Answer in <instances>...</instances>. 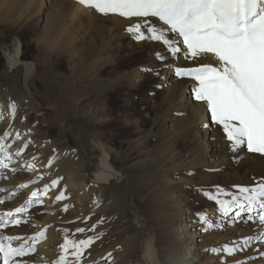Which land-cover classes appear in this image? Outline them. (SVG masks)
<instances>
[{"label": "rangeland", "instance_id": "1", "mask_svg": "<svg viewBox=\"0 0 264 264\" xmlns=\"http://www.w3.org/2000/svg\"><path fill=\"white\" fill-rule=\"evenodd\" d=\"M68 3L70 10L76 9L74 0L16 1L10 6L8 2L0 3V109L4 113L0 124L7 119L13 121L11 127L26 146L23 150L38 158L43 173L51 177L50 186L56 189V196L63 194L59 199L61 207L48 213L56 222L48 232L52 238L48 236L47 246L44 244V247H60L56 264L62 255L63 264H142L144 240L150 239L159 248L167 235V227L185 232L181 229L185 217L181 213L182 206L199 208L204 203H216L202 189L211 187V193H215L217 186L225 189L232 183L223 182L226 173L213 177L206 172L205 164L200 163L203 158L196 151L200 145L199 136L167 139L160 135L167 121L162 122L166 106L161 103V91L157 88V71L143 74L134 87L127 85L131 76L125 81L121 79L124 71L143 63L158 64L175 58L162 41H136L126 30L146 20L152 26L166 29L158 18L131 17L130 21V18L120 17L115 22L111 13L93 18L102 28V38L109 42L108 50L103 54L95 52V57L82 51L89 35L78 38L75 48L73 45L65 48V42L59 43L61 39L56 37L46 46L40 40L41 30L15 31L16 24L29 23L38 11L41 15L50 11L49 5L60 7ZM77 13L81 19L67 22L78 29V36L82 35L80 27L93 19H88L87 12ZM112 35L116 39L111 38ZM177 35L167 32L170 39ZM126 40L134 45L127 47ZM118 42H122L121 47L116 46ZM42 44L45 46L40 47ZM15 51L29 64L28 69L31 68L26 82L25 66L20 63L10 66ZM156 53L162 54L164 59L158 58ZM95 60L96 69L92 65ZM205 64L219 66L215 61ZM179 78L189 80L191 77ZM11 137V129H8L0 135V143L20 141ZM102 147L120 175L100 183L91 180V165L85 162L96 161L103 152ZM184 157V161L192 159V163L202 166L187 168L182 162ZM178 180L183 183L175 184ZM253 180L254 185L264 182V172ZM53 181L57 182L54 186ZM13 220L19 223L14 224ZM13 220L0 224V237L17 239L21 229L28 226L23 218ZM81 228L83 232L76 231ZM89 238V245L77 255H73L76 249L72 245L64 249L59 246L64 245L66 239L79 242ZM16 239L4 243L15 247ZM34 248L36 251V244ZM35 251L25 256L34 255ZM252 257L256 260L260 255ZM21 259L14 257L9 264L21 262Z\"/></svg>", "mask_w": 264, "mask_h": 264}, {"label": "bare ground", "instance_id": "2", "mask_svg": "<svg viewBox=\"0 0 264 264\" xmlns=\"http://www.w3.org/2000/svg\"><path fill=\"white\" fill-rule=\"evenodd\" d=\"M16 1L28 0H0V3L4 5L8 2L10 6ZM37 1L40 0H30V3ZM74 2L76 9L73 11L70 10V3L62 4L60 7L51 4L49 5L50 11L44 13V15H41L38 11L29 23L16 24L17 26H14V29L15 31L21 29L41 30L40 40L46 46L51 41L56 40L51 39L52 37H56L61 39L59 43L65 42V48L71 47V45L75 48L78 38L89 35L86 46L82 51L94 57L95 52L103 54L108 50L109 42L102 38V28L97 25V20L93 18H100L104 14L99 13L94 7L82 5L79 0H74ZM78 11L87 12L90 15L88 19H93L86 26L80 27L83 36H77L78 29L67 22V20L81 19L78 18ZM107 15H110V13ZM111 17H115L114 21L116 22L122 16L111 13ZM112 36L114 37L111 38L116 39L115 35ZM173 40L176 41V46L181 47V52L176 54L174 59L158 64L152 61L143 63L138 68L124 71L121 79L125 81L128 76H131L132 80L131 82L127 80V85L128 87H134L141 81L143 74L148 71H157L159 73V79L156 82L157 88L161 91V103L166 106L162 122L164 124L167 121L163 133L160 135L167 139H179L186 135L191 136V138L199 136L200 145L196 151L203 158L200 163L205 164L203 167H205L206 172H209L213 177L226 173L227 176L223 182L226 184L232 183L225 187L224 191L227 194L221 195L220 198L231 199L232 195L240 196L238 188L234 186H255L253 179L264 172V165H262L264 157L247 150L246 145L241 146L237 151L231 152V143L226 139L222 126L211 119V113L207 109L206 103L195 99V88L198 86V81L193 77L189 80H183L179 78L180 76L175 71L178 67L191 68L201 63L205 64L206 61H215L219 64L218 59L213 54H204L194 58L185 56L184 53L187 49L186 46L180 43L182 37L177 35ZM120 43L118 42L116 46H120ZM125 45L131 47L134 44L131 40H126ZM39 46L44 47L43 44ZM59 50H61V46H59ZM38 52L40 53V50ZM179 54L180 56L177 58ZM18 55L17 51L12 54L10 66L16 65V63L24 65L26 72L24 81L26 82L29 76L28 73H30L28 71L31 68L28 69L29 64ZM96 63L97 60L93 61L92 65L97 66ZM0 114L2 116L4 114L1 109ZM12 124L13 121L8 119L2 122L0 124V135H4L6 130L11 129V135L13 136L11 138L18 139V133H15L16 129L11 127ZM202 135L203 139H201ZM0 144L4 146V150L0 151V219L3 221L2 224L10 222L14 218L26 220L28 226H25L26 228L24 227L18 233L15 247L27 242L32 245L36 244L37 248L34 255L22 257L21 264H56L55 260L60 252V247L58 248V245L44 247V244L47 246L48 236L52 238L51 233L48 235V232L54 227L50 226L56 222L55 217L53 218L48 213L61 207L60 200L55 201L57 194L56 189L50 186L51 177H47L43 173L44 169L38 165V158L35 155L30 152L28 154L26 150H23L26 146L21 139L16 144H11L9 140H4ZM102 149L103 152L96 161L88 160L85 162L86 165H91V180L100 181V183L103 181L108 182L114 176L120 175L119 171L111 164L105 147H102ZM233 156H235V159H232ZM185 159L184 157L182 162L187 168L193 169L192 167L195 165L202 166V164L192 163V159L184 161ZM70 171L69 173L72 174ZM208 178L205 177V179ZM182 181L178 180L174 183L182 184ZM45 185L48 187L45 188ZM202 191L209 193L212 192V188H203ZM33 192H36L37 195L33 196ZM182 207L184 208L181 213L183 212L185 217L181 223V229L185 232H178L174 227H167V235L164 236L159 248L150 239L144 240L142 242V264H160L161 259L162 264H264V241L255 238L264 231V225H261L256 219L247 220L249 213L242 212L239 207H233L231 212L224 213L220 211L217 202L210 203V205L204 203L199 208L195 206L192 208L189 205ZM18 208H23L24 211L17 212L16 209ZM259 211L257 209L252 215L258 216ZM201 212L206 214V221L198 217L197 214ZM238 212L240 213L239 218L237 217ZM8 213H11V216ZM188 220L191 222L187 223ZM40 233H43V235H38ZM246 237H253V239L245 243L244 238ZM54 239L56 241V238ZM225 248H235V251L229 252ZM259 255L260 257L256 260L251 259L252 256L258 257ZM0 264H3L2 259H0Z\"/></svg>", "mask_w": 264, "mask_h": 264}, {"label": "snow or ice", "instance_id": "3", "mask_svg": "<svg viewBox=\"0 0 264 264\" xmlns=\"http://www.w3.org/2000/svg\"><path fill=\"white\" fill-rule=\"evenodd\" d=\"M79 3L94 7L102 14L158 18L166 29L152 26L146 20L143 24L130 25L126 30L133 34L136 41H162L172 56L180 53L181 47L176 46V41L170 39L167 32L182 37L180 43L187 49L185 56L213 54L220 62L218 67L211 64L178 67L176 74L198 81L195 99L206 103L211 119L222 126L233 151L246 145L247 150L264 154V0H79ZM156 55L164 59L162 54ZM11 107L14 111L15 105ZM3 150L4 146L0 144V151ZM56 183L53 181V186ZM234 187L238 188L240 196L221 199L220 196L227 193L218 186L215 193L206 195L219 204L220 211L228 213L233 207H239L242 212L249 213L247 220L256 219L264 225V182L253 187ZM32 195L36 196L37 193L33 192ZM62 198L63 194L56 196L57 200ZM257 209L260 210L258 216L252 215ZM16 211L22 212L24 209L18 208ZM8 215L11 216V213ZM197 215L201 220H207L205 213ZM12 223L19 221L13 220ZM76 231L83 232L84 229ZM38 235L42 236L43 233ZM255 238L264 241V231ZM13 239L16 237H0L3 264L35 251L34 245L27 242L19 247L4 243ZM251 239L253 237H246L244 242ZM90 242L91 238L79 242L66 239L61 248L72 245L76 249L73 255H77ZM225 250L232 252L235 248ZM64 259L62 255L58 264H63ZM16 264L21 262L17 261Z\"/></svg>", "mask_w": 264, "mask_h": 264}]
</instances>
